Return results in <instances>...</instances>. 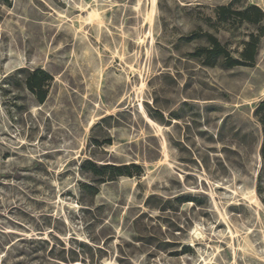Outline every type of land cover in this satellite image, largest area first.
Wrapping results in <instances>:
<instances>
[{"label": "rangeland", "instance_id": "1", "mask_svg": "<svg viewBox=\"0 0 264 264\" xmlns=\"http://www.w3.org/2000/svg\"><path fill=\"white\" fill-rule=\"evenodd\" d=\"M250 6L0 0V264H264V35L250 67L190 56L211 35L236 58L264 21L216 10Z\"/></svg>", "mask_w": 264, "mask_h": 264}, {"label": "trees", "instance_id": "2", "mask_svg": "<svg viewBox=\"0 0 264 264\" xmlns=\"http://www.w3.org/2000/svg\"><path fill=\"white\" fill-rule=\"evenodd\" d=\"M216 13L218 19L221 21H224L228 15H235L240 21L252 25H258L264 21V14L255 6H250L241 12H231L226 7H219ZM263 35V29H260L258 35H249L248 41L243 44L242 50L237 54L236 58L231 57L230 52L222 46L215 37L204 35L206 46L197 48L190 56L196 60H200L201 64L205 67H212L216 64L224 69L250 67L254 64L259 41ZM197 38L199 37H191L188 38L187 41ZM50 80L51 77L48 74L41 70H36L27 74L24 79V86L35 97L36 101L42 104L46 97L45 88ZM253 115L261 127L262 145L260 156L264 163V99L256 105ZM86 165V170L92 176L98 178V184H103L119 177L131 178L140 177L142 175V169L134 164L98 166L93 162H87ZM94 192L95 190L92 194H94ZM175 202L179 201L176 200Z\"/></svg>", "mask_w": 264, "mask_h": 264}]
</instances>
